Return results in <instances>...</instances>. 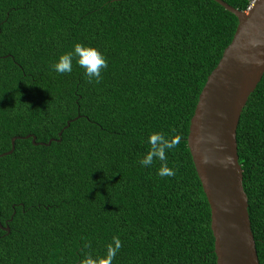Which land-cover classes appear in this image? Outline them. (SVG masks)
<instances>
[{
	"label": "trees",
	"instance_id": "obj_1",
	"mask_svg": "<svg viewBox=\"0 0 264 264\" xmlns=\"http://www.w3.org/2000/svg\"><path fill=\"white\" fill-rule=\"evenodd\" d=\"M238 23L216 0H0V155L17 137L0 156V264H99L113 237L111 264H217L188 137ZM77 42L106 57L99 83L75 59L53 70ZM153 132L179 138L173 176L139 164ZM237 141L264 264V75Z\"/></svg>",
	"mask_w": 264,
	"mask_h": 264
},
{
	"label": "water",
	"instance_id": "obj_2",
	"mask_svg": "<svg viewBox=\"0 0 264 264\" xmlns=\"http://www.w3.org/2000/svg\"><path fill=\"white\" fill-rule=\"evenodd\" d=\"M216 1L234 13L239 23L233 41L200 93L188 146L211 207L217 264H260L243 185L237 129L242 111L264 75V0H253L247 11ZM16 139L12 149L1 155L13 152ZM52 141L37 142L33 137L35 144L50 145ZM0 227L10 231L1 220Z\"/></svg>",
	"mask_w": 264,
	"mask_h": 264
},
{
	"label": "clouds",
	"instance_id": "obj_3",
	"mask_svg": "<svg viewBox=\"0 0 264 264\" xmlns=\"http://www.w3.org/2000/svg\"><path fill=\"white\" fill-rule=\"evenodd\" d=\"M74 59L84 70V75L87 77L88 82L99 83L101 81L102 69L108 66L106 57L97 48L79 42L74 44L71 51L62 53L52 65V68L57 73H70ZM147 143L149 148L139 160V164L142 167H150L154 161L158 160L161 163L157 169V175L162 177L175 175V170L168 167L167 152L179 143V138L172 139L162 132H153L149 135ZM120 247L119 238L113 237V242L108 245L106 258L100 261L99 264H111ZM85 264H94V261L88 258Z\"/></svg>",
	"mask_w": 264,
	"mask_h": 264
}]
</instances>
